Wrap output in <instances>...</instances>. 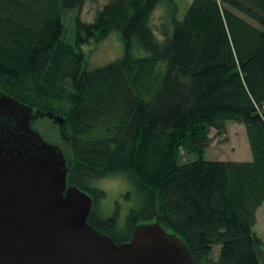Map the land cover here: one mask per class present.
<instances>
[{
	"label": "trees",
	"instance_id": "trees-1",
	"mask_svg": "<svg viewBox=\"0 0 264 264\" xmlns=\"http://www.w3.org/2000/svg\"><path fill=\"white\" fill-rule=\"evenodd\" d=\"M89 1L0 0V93L62 117L67 185L91 197L86 223L116 245L158 221L193 264H261L264 0H191L181 19L173 0H109L90 23L76 16L64 41L62 11ZM113 32L121 56L87 69L81 48ZM227 122L244 126L250 162L203 159L210 131ZM180 152L196 160L180 164ZM107 178L135 203L121 230L117 211L96 214L104 194L94 183Z\"/></svg>",
	"mask_w": 264,
	"mask_h": 264
},
{
	"label": "water",
	"instance_id": "water-1",
	"mask_svg": "<svg viewBox=\"0 0 264 264\" xmlns=\"http://www.w3.org/2000/svg\"><path fill=\"white\" fill-rule=\"evenodd\" d=\"M44 118L62 127V117L0 93V264H193L158 221L121 245L91 228V197L67 185L59 148L31 128Z\"/></svg>",
	"mask_w": 264,
	"mask_h": 264
},
{
	"label": "rangeland",
	"instance_id": "rangeland-1",
	"mask_svg": "<svg viewBox=\"0 0 264 264\" xmlns=\"http://www.w3.org/2000/svg\"><path fill=\"white\" fill-rule=\"evenodd\" d=\"M109 0H96L87 2L81 10L62 11V23L64 27V41L69 42L73 38V22L79 16L83 23H90L97 10L103 7ZM178 9L177 19H181L191 0H173ZM165 17L164 8L156 9L152 16V23L159 25ZM158 34V33H156ZM87 69L91 70L117 60L122 53V45L119 34L111 33L100 43H91L82 48ZM31 128L39 134L46 143L56 145L65 163L70 159V152L67 143L61 140L57 126L47 119L34 121ZM210 143L205 149L203 159L206 161L223 162H250L251 154L246 138L245 128L242 124L227 122L225 131L216 136L213 130L210 131ZM196 160L194 155H187L180 152L179 163L186 164ZM95 188L103 192L104 197L96 202V214L101 218H108L117 211V230L125 227V218L128 210L135 206L132 197L124 198L129 187L119 178H107L94 183ZM254 233L264 243V208L259 207L255 214ZM218 248L213 249V258L217 256ZM264 264V259L261 261Z\"/></svg>",
	"mask_w": 264,
	"mask_h": 264
},
{
	"label": "crops",
	"instance_id": "crops-1",
	"mask_svg": "<svg viewBox=\"0 0 264 264\" xmlns=\"http://www.w3.org/2000/svg\"><path fill=\"white\" fill-rule=\"evenodd\" d=\"M237 162H240V161H237Z\"/></svg>",
	"mask_w": 264,
	"mask_h": 264
}]
</instances>
